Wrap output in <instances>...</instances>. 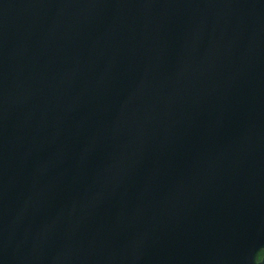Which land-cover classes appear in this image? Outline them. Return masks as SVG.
Returning <instances> with one entry per match:
<instances>
[{
	"label": "water",
	"instance_id": "95a60500",
	"mask_svg": "<svg viewBox=\"0 0 264 264\" xmlns=\"http://www.w3.org/2000/svg\"><path fill=\"white\" fill-rule=\"evenodd\" d=\"M264 0H0V264H264Z\"/></svg>",
	"mask_w": 264,
	"mask_h": 264
},
{
	"label": "flooded vegetation",
	"instance_id": "af4514ba",
	"mask_svg": "<svg viewBox=\"0 0 264 264\" xmlns=\"http://www.w3.org/2000/svg\"><path fill=\"white\" fill-rule=\"evenodd\" d=\"M264 257V252H261L260 255H259V261L262 260V258Z\"/></svg>",
	"mask_w": 264,
	"mask_h": 264
}]
</instances>
